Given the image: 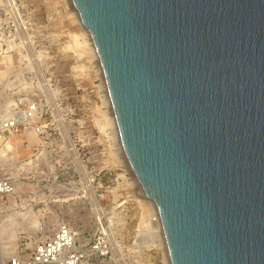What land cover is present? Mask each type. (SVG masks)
Returning <instances> with one entry per match:
<instances>
[{
	"label": "water",
	"instance_id": "obj_1",
	"mask_svg": "<svg viewBox=\"0 0 264 264\" xmlns=\"http://www.w3.org/2000/svg\"><path fill=\"white\" fill-rule=\"evenodd\" d=\"M171 264H264V0H72Z\"/></svg>",
	"mask_w": 264,
	"mask_h": 264
},
{
	"label": "rangeland",
	"instance_id": "obj_2",
	"mask_svg": "<svg viewBox=\"0 0 264 264\" xmlns=\"http://www.w3.org/2000/svg\"><path fill=\"white\" fill-rule=\"evenodd\" d=\"M26 1L36 23L30 37L38 41L35 48L45 55V77L57 88L53 90L59 100V107L43 109L40 119H65V127H73L75 133H69L76 137L73 147L71 139L53 137L54 125L48 124L43 138L29 129L7 139L11 150L9 160H0V176L14 178L17 192L0 197V264H7L16 253H29L36 241L52 235L59 222L68 223L77 233V245L85 249L92 264H163L162 249L150 237L154 218L131 174L133 170L129 162L131 172L122 159L114 158L115 144L101 94L93 87L90 50L83 44L77 10L69 0ZM12 32L1 28L0 43ZM75 38L80 41L78 49L71 46ZM5 48L0 45V98L9 95L2 84H13L2 63H15V52L9 55ZM18 78L30 81L25 75ZM74 159L83 170L81 175L100 187L95 192L103 199L99 204L102 223L93 205L71 199V186L77 179L71 171ZM101 167L108 169L106 174L100 172ZM99 237L109 242L106 253L89 250Z\"/></svg>",
	"mask_w": 264,
	"mask_h": 264
},
{
	"label": "built area",
	"instance_id": "obj_3",
	"mask_svg": "<svg viewBox=\"0 0 264 264\" xmlns=\"http://www.w3.org/2000/svg\"><path fill=\"white\" fill-rule=\"evenodd\" d=\"M30 14L31 9H29L26 0H0V29L14 31L9 34L10 37L2 39L0 45L6 47L4 51L9 55L15 52V63H2V68L6 70V76L13 79V84H2L3 89L9 91V95L0 98V143L29 129L43 138L47 134L44 126L48 124L54 125L51 128L53 137L69 138L73 143L76 136L70 135V133H75V129L72 127L67 130L65 119L56 118L49 122L40 119L42 110L58 108L59 100L58 93L53 90L57 88L53 86L50 78L45 77V55L41 50L35 48L38 46V41L30 37L29 31L36 26L35 20ZM11 45L15 48L10 49ZM89 57L95 81L93 87L101 94V103L106 108V102L104 103L103 99L105 94L109 95V92L100 59L98 54L94 57L91 52ZM18 75L21 77L25 75L30 81L28 83L21 81ZM109 129L112 134L113 127L110 126ZM111 141L114 144L116 142L117 145L119 143L123 149L120 132L119 139L117 138L115 141L111 136ZM72 145L74 147V143ZM68 149H70V145ZM72 165L71 171L77 174V179L71 186L73 191L71 199L94 205L89 187L95 197L97 194L95 191L100 187L93 184V179L87 180L81 175V170L75 159ZM107 170V168L101 167L100 172L106 174ZM16 192L15 179L9 176H0V197ZM96 198L99 200V204L103 201L100 197ZM99 238L89 250L106 253L109 249V242ZM7 264L91 263L85 249L77 245V233L68 223L60 222L50 237L36 241L27 254H14L8 259Z\"/></svg>",
	"mask_w": 264,
	"mask_h": 264
},
{
	"label": "bare ground",
	"instance_id": "obj_4",
	"mask_svg": "<svg viewBox=\"0 0 264 264\" xmlns=\"http://www.w3.org/2000/svg\"><path fill=\"white\" fill-rule=\"evenodd\" d=\"M69 4H71L72 8L75 9L73 3H72V0H69ZM76 10V9H75ZM76 19L78 20V23H79V26L81 27L82 29V35H83V40L85 42H83V44L85 43L86 45L88 44V48L90 50V52L92 53V55L95 57L97 56V51H96V48H95V45H94V42H93V39L91 37V34L90 32L88 31V33L86 31H84V27H83V23H82V20L80 18V15H79V12L76 11ZM87 29V28H86ZM88 30V29H87ZM78 37V36H77ZM73 45L71 46H74L75 48L78 49L80 45V41L78 40V38L74 39L73 40ZM84 44V46H85ZM70 46V45H69ZM88 50V49H87ZM88 50V51H89ZM104 100V103L106 104V110L104 112V114L106 115V122H108L111 127H113V132H112V136L113 138L116 139L118 138L119 139V129H118V126H117V122H116V117H115V114H114V110L112 108V104H111V100H110V96L106 95L105 94V98L103 99ZM106 124V123H105ZM72 142V141H71ZM3 142L0 143V160H9V151L11 150V145L9 143L8 140L4 141V143L2 144ZM71 144V143H70ZM72 154H76V152H74V149H72ZM114 158H119L122 159V163H124V165H126L128 168H129V171L131 170L130 167L128 166L129 164L127 163L128 160L126 161V157H125V152L124 150L121 148V146L117 145V143L115 142V148H114ZM77 156V155H76ZM11 157V156H10ZM122 157V158H121ZM78 160V159H77ZM76 161V160H75ZM80 162V161H79ZM8 164V163H7ZM80 164V163H79ZM85 167V166H84ZM82 168H83V165H82ZM81 171H83L81 168H80ZM86 170V168H85ZM84 170V171H85ZM132 171V170H131ZM130 171V172H131ZM87 174V173H85ZM84 174V175H85ZM131 174H133L132 176L134 177V180H135V183L138 184L139 186V192L140 194H142L144 200H145V203L146 205L148 206V210L149 211V214L151 216H153L154 220L153 222L150 224V234H151V238L155 239V241H157V245L162 249V263L163 264H171L170 262V258H169V254H168V250H167V246H166V243H165V239H164V235H163V231H162V227H161V223H160V219H159V216H158V212H157V208H156V205H155V202L154 200L149 197L148 195H145L144 192H142L141 190V187L139 185V182L135 176V174L133 172H131ZM87 176V175H86ZM89 192L91 194V198H92V201L94 202V207L96 209V215H97V218L100 219V222H101V219H102V215H103V210L102 208L99 206V200L97 198H95L92 194H93V191L92 189L90 190V187H89ZM97 206V207H96ZM106 216V215H105ZM60 223V222H59ZM58 223V224H59ZM102 223V222H101ZM106 223V222H105ZM109 225V224H108ZM105 227V226H104ZM107 227V226H106ZM106 230V229H105ZM147 234V233H146ZM116 246V245H115ZM115 251L116 248H115ZM2 247H1V244H0V261L2 260ZM1 263V262H0ZM92 264V263H91Z\"/></svg>",
	"mask_w": 264,
	"mask_h": 264
},
{
	"label": "crops",
	"instance_id": "obj_5",
	"mask_svg": "<svg viewBox=\"0 0 264 264\" xmlns=\"http://www.w3.org/2000/svg\"><path fill=\"white\" fill-rule=\"evenodd\" d=\"M28 131H30V130H26V132H28ZM26 132L24 131L23 134H25Z\"/></svg>",
	"mask_w": 264,
	"mask_h": 264
}]
</instances>
